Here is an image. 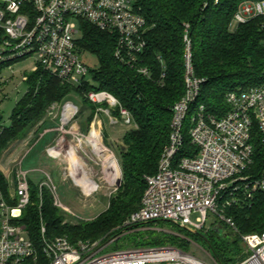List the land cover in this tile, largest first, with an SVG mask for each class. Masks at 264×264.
Here are the masks:
<instances>
[{
	"label": "built area",
	"instance_id": "2783aa9c",
	"mask_svg": "<svg viewBox=\"0 0 264 264\" xmlns=\"http://www.w3.org/2000/svg\"><path fill=\"white\" fill-rule=\"evenodd\" d=\"M136 3L137 0H0V77L4 69L13 70L15 63L34 58L36 64L31 73L38 70L49 72L61 82L75 87L91 82V69L78 45L82 21L115 34V58L137 73L150 77V70L141 65L147 24ZM255 16L264 17V0H244L231 27ZM185 41V92L171 109L169 142L156 173L146 177L141 207L123 223L122 233L126 228L158 220L178 224L194 233L204 232L211 212L219 218L215 229L227 224L240 235L247 255L237 264H264V231L240 233L234 219L225 212V208L239 205L264 192V168L259 173L252 169L255 164V136H261L264 146V82L227 92L228 110L221 116L210 112L204 103L197 104L204 79L194 73L187 35ZM29 75L23 76L26 83ZM0 95L4 99L7 97L3 88H0ZM77 100L80 103L85 100L96 107L93 127H96L100 114H105L113 124L119 123L127 129L136 127L131 112L106 90L85 91L77 95ZM79 113L80 105L75 101L52 104L44 121L56 122V128L51 125L43 129L40 140L58 130L64 135L59 141L64 139L67 143L66 136H77L82 141L84 134L72 124ZM189 118L188 133L197 150L180 157ZM2 119L3 114L0 136L5 129L1 125ZM59 145L60 142L56 146ZM25 157L26 154L23 162ZM2 160L3 157L0 163ZM19 168L16 173L15 169H10L7 174L12 175V178L7 176L11 183V200L0 190V264H30L38 261L39 257L38 248L21 223L23 211L30 204L32 180L23 163ZM71 177L77 185L72 172ZM39 186L50 190L55 205L71 212L60 201L53 183L44 180ZM99 188L90 193L82 189L86 195H93ZM41 231L43 253L48 264H209L174 245L102 253L106 244L122 233L106 241L102 238L72 243L66 236L47 239L44 224Z\"/></svg>",
	"mask_w": 264,
	"mask_h": 264
},
{
	"label": "trees",
	"instance_id": "16d2710c",
	"mask_svg": "<svg viewBox=\"0 0 264 264\" xmlns=\"http://www.w3.org/2000/svg\"><path fill=\"white\" fill-rule=\"evenodd\" d=\"M243 1L137 0V10L147 24L141 65L150 70V77L137 73L115 58V34L84 21L80 25L78 45L81 52L98 60V67L91 70V82L75 87L61 82L49 72L38 70L30 73L28 90L17 101L12 123L0 136V160L12 143L29 137L52 104L64 102L72 93L78 95L92 89L106 90L117 97L136 122V127L125 131L123 142L119 145L123 173L121 186L109 198L108 208L96 218L66 221L63 209L55 205L50 190L31 182L30 204L21 218V223L39 250L38 261L30 264H48L43 253L42 224L46 227L47 239L66 236L72 243L102 238L109 240L124 231L121 228L123 223L141 207L146 177L156 173L160 157L169 142L172 106L185 92L186 35L190 40L194 73L204 79L197 104L204 103L210 112L221 116L228 110L227 92L264 82V17L255 16L236 28L231 27ZM84 104L91 108L84 125L85 131H88L96 107L85 100ZM190 120L186 121L185 146L180 157L197 150L188 133ZM45 126L41 125L37 131H42ZM260 138V135L254 138L255 164L252 166L258 173L264 168V146ZM110 157L119 170L116 157L111 153ZM10 187V181L0 170V190L9 201ZM225 212L234 219L240 233L263 232L264 192L239 205L225 208ZM223 226V234L227 238L216 230L210 235L205 232L200 235L178 224L158 220L126 228L114 243L174 245L188 251V237H193L208 243L219 264H237L245 257L240 235L227 224ZM164 227L167 231L159 230Z\"/></svg>",
	"mask_w": 264,
	"mask_h": 264
},
{
	"label": "rangeland",
	"instance_id": "374dc122",
	"mask_svg": "<svg viewBox=\"0 0 264 264\" xmlns=\"http://www.w3.org/2000/svg\"><path fill=\"white\" fill-rule=\"evenodd\" d=\"M237 25L238 24L235 23L233 28H236ZM82 57L91 70L98 67V60L95 56L82 52ZM35 64L36 61L34 58L19 61L13 65V70L4 69L1 72L0 88H3L4 95H7L5 99L3 98V95H0V112L3 114L1 125L4 127H9L11 125L12 114L16 107V103L28 90V85L24 81L23 76L26 73H31ZM7 81L9 82L6 83ZM67 100L75 101L80 105V113L72 124L79 127L80 131L84 134V136H81L83 138L82 141H80L77 136H66V140L68 142L65 148L68 150L71 146H73L76 152H73V157L70 156V150H68L66 154L53 150V147L56 146L60 142L59 140L64 136L62 133L58 132V130L52 131V133H49L45 138L40 140V133L43 132V129L38 132V128L41 125H47L45 128L49 126L47 124L48 120L44 121V117L39 125H36L32 129L27 139L21 142H14L9 146L3 156V160L0 163V170L6 177L10 176L9 178H12V175H7L8 171L10 169H15L14 173H16V169H20L19 166L23 163V167L30 172V178L35 185H39L41 181L48 180L56 186L60 201L71 211L69 212L65 209L62 210L66 221L77 222V220L80 219L92 220L108 208L109 198L118 189L117 177L119 170L115 167V164L110 157V153L116 157L120 166L119 145L123 142V136L127 128L123 127L119 123H111L105 114L99 115L98 123L95 125L100 130L101 144L103 143L111 150H107L102 145L103 155L114 169V172L112 173L110 172V168L108 169L101 164L88 140V136L90 135V131L93 128L95 121L91 122L88 131H85L84 128L86 118L91 113V108L88 105H85L83 101L80 103V101L77 100V95L74 93H72ZM48 123L50 124L52 122ZM52 126L55 127L56 122L52 124ZM25 154L26 157L23 162L22 159ZM83 165H85L86 170L90 173V176L94 178L93 182L95 183V190H97L100 185L99 191L95 192L93 195H86L83 192V189L76 185L71 177V172L74 177V170L72 169V166H76L77 168H75L81 172L82 168H84ZM121 176L123 180V173ZM218 221L219 218L210 212L204 229L205 234L210 235L213 230H215V226ZM159 230L167 231V228L164 227ZM219 231L220 234L223 235V238L228 237L223 234L225 232L223 224L220 226ZM121 235L119 237H121ZM188 238L190 240V244L188 246L189 252L206 260L209 264L218 263L212 250L210 249V246L204 239H194L193 237ZM144 246L150 245H129L128 242L123 243L122 241L117 244L112 241L111 243L106 244L102 253L118 249ZM245 255H247V252L244 249V256Z\"/></svg>",
	"mask_w": 264,
	"mask_h": 264
},
{
	"label": "bare ground",
	"instance_id": "6f19581e",
	"mask_svg": "<svg viewBox=\"0 0 264 264\" xmlns=\"http://www.w3.org/2000/svg\"><path fill=\"white\" fill-rule=\"evenodd\" d=\"M88 139H89V142L91 144L92 149L94 150V153L98 156L101 164L104 165L105 167H107L108 169L110 168V172L113 173L114 169L112 168V166L109 163V161L104 157L103 152H102L103 151L102 145L107 150H108V147H106L103 143L101 144L102 141H101V138H100L99 130L96 127H93V129L91 131V134L88 136ZM66 144L67 143L64 141V139H62L60 141V145L54 147L53 150L56 151V152H63L65 154L68 152V150H70L71 151L70 152V156L73 157V152H75L74 148L70 147L68 150H65V145ZM72 163H73V160H72ZM75 165H76V163H75ZM75 167L76 166H72V169L74 170V177H75V180H77L76 181L77 185L82 187V188H84V191L86 193H90L92 191H96L95 190V186H94L95 183L93 182L94 178L90 176V173H88V171L86 170L85 165H83L84 168H82L81 172H79L78 169H76L77 167L76 168ZM119 176H120V170H119V174H118L117 179L119 178Z\"/></svg>",
	"mask_w": 264,
	"mask_h": 264
},
{
	"label": "water",
	"instance_id": "95a60500",
	"mask_svg": "<svg viewBox=\"0 0 264 264\" xmlns=\"http://www.w3.org/2000/svg\"><path fill=\"white\" fill-rule=\"evenodd\" d=\"M1 117H2V114H0V120H1ZM121 147H122V149L125 148L124 145H122ZM121 175H122V171L120 170V176H119L118 181H117L118 187H120L121 186V183H122V176ZM215 230L220 233L219 229L216 228ZM195 233L200 234V235H204L202 232H195ZM212 252H213V250H212Z\"/></svg>",
	"mask_w": 264,
	"mask_h": 264
},
{
	"label": "crops",
	"instance_id": "0c3cea01",
	"mask_svg": "<svg viewBox=\"0 0 264 264\" xmlns=\"http://www.w3.org/2000/svg\"><path fill=\"white\" fill-rule=\"evenodd\" d=\"M94 123V122H93Z\"/></svg>",
	"mask_w": 264,
	"mask_h": 264
}]
</instances>
